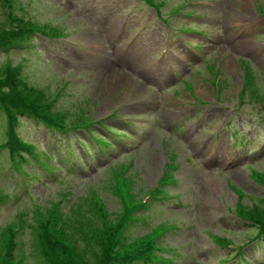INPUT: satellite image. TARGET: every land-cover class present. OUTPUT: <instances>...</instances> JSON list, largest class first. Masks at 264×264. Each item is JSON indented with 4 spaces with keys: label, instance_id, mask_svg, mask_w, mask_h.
Masks as SVG:
<instances>
[{
    "label": "rangeland",
    "instance_id": "rangeland-1",
    "mask_svg": "<svg viewBox=\"0 0 264 264\" xmlns=\"http://www.w3.org/2000/svg\"><path fill=\"white\" fill-rule=\"evenodd\" d=\"M153 1L160 16L145 0H0L13 111L137 131L100 162L83 130L23 114L16 130L54 176L14 155L18 173L0 149V264H264L249 239L264 221V0Z\"/></svg>",
    "mask_w": 264,
    "mask_h": 264
},
{
    "label": "trees",
    "instance_id": "trees-1",
    "mask_svg": "<svg viewBox=\"0 0 264 264\" xmlns=\"http://www.w3.org/2000/svg\"><path fill=\"white\" fill-rule=\"evenodd\" d=\"M145 1H147L149 4H153L156 7H158L156 4L153 3L154 2L153 0H145ZM156 11L159 12V14L161 13L160 9L156 8ZM30 31H39L42 34H46L51 38H59V37H63L65 35L64 32H59V31L57 32L55 30L45 29L44 27H41V26L28 27L27 34ZM14 44L21 46V47L22 46L25 47L26 45L31 44V38L25 39L24 36L23 37L20 36L19 38H17L16 41H14ZM4 62L12 63V61H9L8 58ZM6 64H8V63H6ZM5 70L11 74L10 80L13 84L20 83V80L16 76L17 72L15 71V66L12 68L9 65H7V66H5ZM1 88L2 87H0V112L3 114L2 115L3 117L5 116L8 119L9 123H8V127L5 128L4 132H3L4 139L8 138V142H3V140H2L0 142V149L5 148V146L9 147L10 152H11V153H9L10 162H11V164L14 167L16 172L19 173V170L17 169V165L14 161V155L19 156L21 162H24V163H27V158L29 157L30 162H33L35 164V166H37V168L44 170L47 173V175L53 177L54 176L53 166L49 165L48 162L45 160L42 161L40 154L35 153L33 151V149L31 148L32 147L31 144L25 145L24 142L22 141L20 135L18 134V132L16 130V127L19 124V118L23 117V114H30L31 116H33L32 118L36 117L34 119L38 120V121H40V119L42 121H44L43 118H40L34 111L31 112L32 111L31 109L22 108V109H15V111H13L12 104L16 101H13L11 99V96H6V94L4 95ZM53 115H49L48 117H45L42 113L40 116L46 118V121L48 120V121L52 122L53 124H55V125H51V126L54 130H56V131H57V129L59 130L58 131L59 136H62L61 133H65L69 130H75L76 128L80 127L82 129H86V131H85V135L87 138L86 140H91V139L97 137V135H95L90 129V125L93 124V122H95V120L93 118L87 119V120H82L81 118H79V119L72 120V121H65V119L62 116H60L59 114H53ZM31 116H29V117H31ZM38 117L40 119H37ZM46 121H44V122H46ZM124 123H125L124 121H121V125H124ZM44 124L48 125L47 123H44ZM102 124L104 125V123H102ZM110 130L111 129H109V132H110ZM117 134L121 139L123 138L122 134H119V133H117ZM262 134H264V131L262 132ZM78 140H79L78 142H79L80 148H82L83 150L86 151L87 150L86 141L81 140V139H78ZM98 140H100L101 142H105L104 137H101V139L98 138ZM14 142L17 145H12ZM19 147L24 148L25 150L23 152H19L18 150H16ZM60 149L61 148L57 144L56 152L58 153L60 151ZM99 149L101 150V144L99 145ZM62 151H63V155H62L63 158L68 157L72 152L75 153L70 147H67L66 149H64ZM73 153H72V156L75 158ZM58 156H60V155H58ZM63 158H60L58 160L60 167L63 166V164H62L64 162ZM59 166H58V168H60ZM21 172H22L21 175H23V174L27 175V176L32 175L31 173L26 172L24 169H22ZM153 197H155V199L163 198L161 195H159V196L154 195ZM257 229H258V231L252 233V235L249 238L250 244L252 243L254 246L251 249L253 251H259V253H261L263 255L264 254V221L259 224V227ZM106 252H107L106 253L107 257H109L108 254H111V253L114 254V252H112L110 248L107 249ZM234 257L235 258L237 257L238 261L241 260V258H242V248L241 247L236 249V253L234 254ZM138 260L141 261L143 264H152V263H148V261H147L148 258L146 261H145V259L144 260L143 259H135V260H131L129 262H126L127 257L122 258V262H123L122 264H132V263H134V261H138Z\"/></svg>",
    "mask_w": 264,
    "mask_h": 264
}]
</instances>
